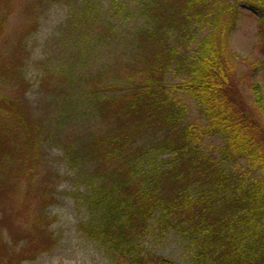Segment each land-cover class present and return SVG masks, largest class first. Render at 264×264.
<instances>
[{"label": "trees", "instance_id": "16d2710c", "mask_svg": "<svg viewBox=\"0 0 264 264\" xmlns=\"http://www.w3.org/2000/svg\"><path fill=\"white\" fill-rule=\"evenodd\" d=\"M239 4L264 10V0H144L148 28L136 36L128 77L110 87L102 76L90 80L106 131L86 150L99 163L95 180L103 177V183L86 198L92 218L79 229L105 242L115 264H175L143 245L154 220L163 232L176 231L192 243L196 264H264V93L252 83L249 106L234 80L237 56L228 40ZM9 17L0 16V44L8 43ZM258 37L264 51L263 19ZM19 65L0 70V85L11 93L19 90ZM171 71L181 79L174 89L197 100L205 125L186 124L189 107L166 84ZM105 90L119 94L99 98ZM24 93L0 91V174L16 172L32 190L39 185L43 125ZM210 136L223 138L218 157L202 150ZM151 152L168 159L144 168ZM83 156L81 150L76 161ZM38 200L57 203L49 188ZM23 208L28 229L19 228V235L0 221V264L34 262L57 246V219L27 204L23 216Z\"/></svg>", "mask_w": 264, "mask_h": 264}, {"label": "rangeland", "instance_id": "374dc122", "mask_svg": "<svg viewBox=\"0 0 264 264\" xmlns=\"http://www.w3.org/2000/svg\"><path fill=\"white\" fill-rule=\"evenodd\" d=\"M143 6L144 0H0V16L7 12L10 16L8 43L4 40L0 44V70L20 64L21 82L15 83L19 90L13 89L26 91L24 102L43 125L35 179L39 185L34 182L30 190L28 181L16 178V172H2L0 221L4 230L16 235L19 228L27 230V208H23L25 216L20 214L23 204L57 219L52 227L56 248L24 264H115V256L103 245L105 242L89 238L79 229L92 218L86 198L92 195L95 184L103 183V177L95 180L99 163L86 148L106 127L96 114L95 101L88 89L90 80L97 76L111 84L106 87L120 85L128 77V65L137 49L136 36L148 28ZM238 9L237 27L228 46L237 56L231 60L235 66L234 80L251 106L252 83H258L264 93V51L259 48L258 37L264 10L247 4H239ZM198 45L197 41L194 49ZM180 83L181 79L172 71L168 73L169 91L189 107L186 124L205 125L197 100L174 89ZM0 91L6 95L15 92L11 93L3 83ZM115 94L119 93L105 90L98 97ZM223 144L221 136H210L201 147L218 157ZM81 150L84 156L76 161ZM167 159L151 152L142 165L158 166ZM47 188L52 190L57 203L44 206L38 203V197ZM160 217L157 215V219ZM143 245L151 254L175 264H196L192 243L176 231L163 232L156 220ZM21 246L23 243L17 251Z\"/></svg>", "mask_w": 264, "mask_h": 264}]
</instances>
